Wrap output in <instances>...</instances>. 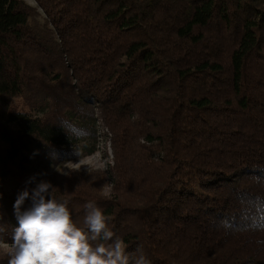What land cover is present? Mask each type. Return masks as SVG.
<instances>
[{
    "label": "trees",
    "instance_id": "trees-1",
    "mask_svg": "<svg viewBox=\"0 0 264 264\" xmlns=\"http://www.w3.org/2000/svg\"><path fill=\"white\" fill-rule=\"evenodd\" d=\"M35 2L0 0V224L47 181L152 264H264V0ZM101 131L111 165L55 169Z\"/></svg>",
    "mask_w": 264,
    "mask_h": 264
},
{
    "label": "clouds",
    "instance_id": "clouds-1",
    "mask_svg": "<svg viewBox=\"0 0 264 264\" xmlns=\"http://www.w3.org/2000/svg\"><path fill=\"white\" fill-rule=\"evenodd\" d=\"M53 188L50 182L40 181L31 191L26 187L17 194L13 205L17 226L8 233L6 225L0 224V248L7 264H152L141 247L127 250L122 237L109 227L110 217L95 201L84 205L83 226H78L68 201L54 197ZM25 200L31 206L22 211ZM5 235H10V243Z\"/></svg>",
    "mask_w": 264,
    "mask_h": 264
},
{
    "label": "rangeland",
    "instance_id": "rangeland-1",
    "mask_svg": "<svg viewBox=\"0 0 264 264\" xmlns=\"http://www.w3.org/2000/svg\"><path fill=\"white\" fill-rule=\"evenodd\" d=\"M24 1L34 7H37V3L35 2V0H24ZM38 11L40 12V14L36 17V19L38 20V22L42 23L45 18V14L42 12L40 8H38ZM14 108L27 109L25 104L19 98L12 99L10 109L13 110ZM32 113L35 114V112ZM108 144H109L108 142L104 141V136L102 135V131H101L99 134H97L95 140L87 141L86 143L80 144V146L86 145L85 147H93L94 149L91 153L84 152V154L81 157L65 161L59 164L55 169L60 173H62L61 170H63L64 173H68L69 171H73V170L80 171L83 169H87V170L106 169L108 164L111 165L113 163L112 150L109 148ZM104 146L107 152L102 153V151H105ZM110 192H111V183H110V179L108 178V174H106V182L101 187V193L110 194Z\"/></svg>",
    "mask_w": 264,
    "mask_h": 264
}]
</instances>
